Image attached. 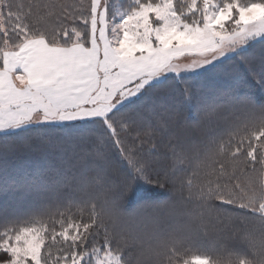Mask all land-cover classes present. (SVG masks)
I'll list each match as a JSON object with an SVG mask.
<instances>
[{
	"label": "snow or ice",
	"instance_id": "6c2138e0",
	"mask_svg": "<svg viewBox=\"0 0 264 264\" xmlns=\"http://www.w3.org/2000/svg\"><path fill=\"white\" fill-rule=\"evenodd\" d=\"M0 264H264V0H0Z\"/></svg>",
	"mask_w": 264,
	"mask_h": 264
},
{
	"label": "rangeland",
	"instance_id": "374dc122",
	"mask_svg": "<svg viewBox=\"0 0 264 264\" xmlns=\"http://www.w3.org/2000/svg\"><path fill=\"white\" fill-rule=\"evenodd\" d=\"M156 193H158L159 194V196H163L164 195V193H162V192H156ZM156 193H154V195L156 194Z\"/></svg>",
	"mask_w": 264,
	"mask_h": 264
},
{
	"label": "trees",
	"instance_id": "16d2710c",
	"mask_svg": "<svg viewBox=\"0 0 264 264\" xmlns=\"http://www.w3.org/2000/svg\"><path fill=\"white\" fill-rule=\"evenodd\" d=\"M155 195L159 196V194H158V193H156Z\"/></svg>",
	"mask_w": 264,
	"mask_h": 264
}]
</instances>
